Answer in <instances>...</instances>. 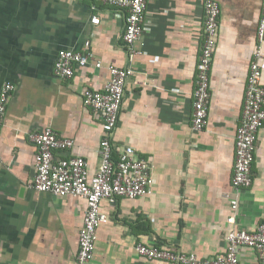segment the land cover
Returning a JSON list of instances; mask_svg holds the SVG:
<instances>
[{"label": "crops", "instance_id": "0c3cea01", "mask_svg": "<svg viewBox=\"0 0 264 264\" xmlns=\"http://www.w3.org/2000/svg\"><path fill=\"white\" fill-rule=\"evenodd\" d=\"M204 0H147L133 61L122 45V12L93 0H0V87L15 85L0 127V264H76L86 202L32 186L35 148L29 134L52 127L74 144L92 175L99 167L102 116L85 90H102L107 65L130 66L112 144L131 146L151 166V192L103 198L89 264H178L148 259L135 245L171 247L201 258L222 254L231 229L264 222V123L257 131L252 183L234 189V136L248 65L256 45L261 0H215L220 12L209 82L207 125L191 128L192 93L202 41ZM61 49L92 51L102 63L61 78ZM264 53V43H262ZM264 85V57L261 61ZM228 196H226L227 194ZM230 197L237 199L231 208ZM233 215L234 223L227 218ZM239 264H261L239 249Z\"/></svg>", "mask_w": 264, "mask_h": 264}, {"label": "built area", "instance_id": "2783aa9c", "mask_svg": "<svg viewBox=\"0 0 264 264\" xmlns=\"http://www.w3.org/2000/svg\"><path fill=\"white\" fill-rule=\"evenodd\" d=\"M122 12L124 26L122 45L129 61L143 53L136 46L140 40L145 21L147 0H93ZM219 4L204 0L202 9V41L196 63L195 88L192 93L191 128L195 131L207 125L208 107L211 98L209 70L215 47L218 28ZM245 83L244 99L239 123L234 136V165L231 186L234 189L248 187L252 183L251 165L254 160L257 131L264 123V85L261 81V61L264 57V0L260 2L259 19ZM92 63L101 67L92 51L61 49L53 65L54 73L71 78L76 68ZM109 80L102 90H85L87 105L102 116L98 152L100 164L96 172L89 173L87 161L78 155L57 156V153L72 148L70 137L59 135L52 127L31 132L29 139L35 148V175L32 186L39 191L55 195L78 196L85 200L86 210L79 230L76 264H89L95 247L99 225L107 220L100 209L103 198L117 196L135 198L151 192V166L135 155L133 147L124 146L117 154L112 144V133L117 126L127 79L134 73L130 66L107 65ZM15 85L5 82L0 87V127L7 103ZM227 194V193H226ZM228 196V194L226 195ZM232 209L237 208V199L230 197ZM234 223L235 217L227 218ZM227 246L222 254L201 258L194 252H185L171 247L148 245L138 242L137 253L148 259L163 260L178 264H239V249H253L261 264H264V222L252 231L231 229L226 236Z\"/></svg>", "mask_w": 264, "mask_h": 264}]
</instances>
